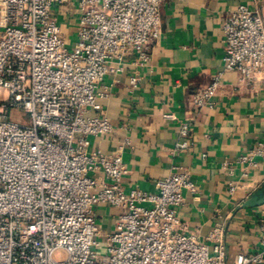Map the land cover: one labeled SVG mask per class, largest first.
Here are the masks:
<instances>
[{
	"label": "built area",
	"instance_id": "obj_1",
	"mask_svg": "<svg viewBox=\"0 0 264 264\" xmlns=\"http://www.w3.org/2000/svg\"><path fill=\"white\" fill-rule=\"evenodd\" d=\"M162 2L0 0V264L225 263V224L216 222L201 241L178 215L184 190L197 192L188 169L157 180L154 192L126 190L130 141L112 153L93 145L114 131L99 102L109 96L104 79L124 71L129 55L133 65L149 63L162 34ZM74 10L76 40L68 47L60 15ZM223 28L225 70L243 82L264 81L262 15L243 3ZM222 74L194 95L196 105H214ZM140 80L132 75L131 86ZM180 133L188 136L186 123ZM188 146L187 139L177 144ZM256 156L264 157V143L238 159L256 164ZM237 187L230 183L231 192ZM98 205L118 209L102 252L94 249ZM260 233L261 250L239 253L233 264H264V218Z\"/></svg>",
	"mask_w": 264,
	"mask_h": 264
},
{
	"label": "crops",
	"instance_id": "obj_2",
	"mask_svg": "<svg viewBox=\"0 0 264 264\" xmlns=\"http://www.w3.org/2000/svg\"><path fill=\"white\" fill-rule=\"evenodd\" d=\"M243 3L264 18V0H163L162 34L153 44L149 63L133 65L136 55H129L124 71L105 77L109 96L99 102L114 131L93 138V145L108 153L130 141L124 150L126 190L154 192L157 180L188 169L197 192L184 190L178 215L201 241L216 222L225 224L224 264H233L239 253L262 248L264 203L250 207L245 202L264 185V157L256 156V164L238 158L264 143V81L243 82L238 72L225 70L224 21ZM69 15H60L68 40L76 39V11ZM219 72L222 83L214 105H196L194 95ZM135 74L141 80L132 87L130 77ZM165 113L176 118L166 119ZM184 123L187 137L180 133ZM186 139L189 146L179 149L177 144ZM231 182L238 185L235 192L230 191ZM95 210L99 228L107 235L118 209L98 205Z\"/></svg>",
	"mask_w": 264,
	"mask_h": 264
},
{
	"label": "rangeland",
	"instance_id": "obj_3",
	"mask_svg": "<svg viewBox=\"0 0 264 264\" xmlns=\"http://www.w3.org/2000/svg\"><path fill=\"white\" fill-rule=\"evenodd\" d=\"M75 40H76L75 38L71 37V39L68 40V44H67L68 47H72V45L74 44ZM16 117H24L26 119L30 118L29 114H27L25 112H20V111H17ZM104 233H105V229L103 227H101L100 228V232H99V236L97 237V240L100 243V245L97 246V247H94V249H96V251H98V252L104 251V246H105V235H104ZM64 255H65L64 252H58V253L55 254L56 257H61V256H64Z\"/></svg>",
	"mask_w": 264,
	"mask_h": 264
},
{
	"label": "water",
	"instance_id": "obj_4",
	"mask_svg": "<svg viewBox=\"0 0 264 264\" xmlns=\"http://www.w3.org/2000/svg\"><path fill=\"white\" fill-rule=\"evenodd\" d=\"M264 203V185L260 187L253 195L245 202V206H258Z\"/></svg>",
	"mask_w": 264,
	"mask_h": 264
}]
</instances>
